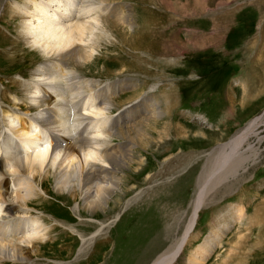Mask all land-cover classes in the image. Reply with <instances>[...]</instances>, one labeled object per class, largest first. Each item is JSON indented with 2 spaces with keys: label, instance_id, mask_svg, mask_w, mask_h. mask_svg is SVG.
<instances>
[{
  "label": "rangeland",
  "instance_id": "374dc122",
  "mask_svg": "<svg viewBox=\"0 0 264 264\" xmlns=\"http://www.w3.org/2000/svg\"><path fill=\"white\" fill-rule=\"evenodd\" d=\"M18 1L21 0H0V29L8 39L0 44V90L12 91L7 94L11 100L16 98L15 94L22 95L19 88H11V83L21 80L20 76L29 80L42 62L40 54L26 46L21 44L17 52L11 46L18 41L21 25L17 21L9 24L10 11ZM112 4L124 6V12L133 16L130 40H142L146 32L157 46L152 55L146 46L127 45L128 41L114 33L110 44L107 39H99L96 55L81 75L102 84L122 80L143 83L142 89L128 87V91L118 94L116 101L122 103L139 97L141 101L151 100L148 94L153 86L160 95L158 107L164 114L165 95H173L169 86H177L175 93L180 105L172 108V116L163 114L159 123L166 124L171 118L174 125L182 124L186 129H171L159 139L161 150L143 153L147 159L146 175L169 168L172 172L156 178V183L144 182L148 198L143 205H135L140 195L137 190L128 192L121 200L114 199L113 211L107 216L119 215L116 221L78 215L67 202L49 195L44 196L48 203L39 208L40 212L28 209L34 216L25 220V236L34 234L39 239L42 233L46 234L41 253L33 256L35 264H153L182 239L194 213L193 201L199 193L201 178L205 182L213 180L216 156L209 154L264 115V93L251 87L253 81L258 83L257 89L264 84V79L262 82L259 78L263 76L262 67L254 61L264 41V0H112ZM137 48L141 51L136 56L145 52L144 69L148 63L151 66L146 76L131 64L136 59L129 52ZM262 53L260 50L261 58ZM168 58L176 60V65H169ZM245 83L250 86L248 94L244 93ZM2 106L11 110L10 105ZM118 109L113 110L114 116L119 114ZM137 122L138 119L132 125L138 126ZM20 125L16 123L17 128ZM120 141L114 139L115 144ZM187 158L189 163L183 166ZM237 163L244 164L238 180L229 178L224 184H233L231 189L218 184L207 196L193 234L175 264H264V223L246 231L245 226L239 225L238 213L244 210L247 223L255 208L264 203V141L242 155ZM21 180H10L8 187L11 192L19 189L26 195L29 190L24 191ZM156 187L159 189L152 191ZM87 222H93V227L89 228Z\"/></svg>",
  "mask_w": 264,
  "mask_h": 264
},
{
  "label": "bare ground",
  "instance_id": "6f19581e",
  "mask_svg": "<svg viewBox=\"0 0 264 264\" xmlns=\"http://www.w3.org/2000/svg\"><path fill=\"white\" fill-rule=\"evenodd\" d=\"M18 2L10 11L12 20L9 24L20 22L18 36L16 35L20 43L17 41L10 44L15 52L26 46L34 54L39 53L42 62L29 80L20 76L21 80L11 83L12 89H20L21 97L15 94L16 98L11 100L7 94H12V91L6 88L0 90V264H35L33 256L38 257L41 253V243L46 234L42 233L39 239L34 234L25 236V220L34 216L28 209L33 208L40 212L39 208H45L48 203L44 200L45 195L67 202L66 205L78 215L85 214L97 221L104 217L107 222L111 219L116 221L119 215L114 218L107 216L113 211L114 199L121 200L130 191L137 190L136 193H140L135 205L139 202L143 205L148 198L143 189L144 182L153 180L156 183V178L172 172L169 168L146 175L147 159L143 153L161 150L159 139L171 129L181 132L186 129L182 124L174 125L171 118L166 124L159 123L164 113L158 107L160 95L157 88L150 87L148 95L152 97L151 100L141 101L139 97L133 99V102L129 99V102L122 103L116 101L118 94L128 91V87L136 91L142 89L143 83L140 85L132 80H122L113 84H102L81 75L94 59L99 39H107L108 44L114 33L123 41H128L127 45L135 43L146 46L153 55L157 43L151 41L152 38L148 39V33L143 34L142 40H130L129 35L134 28L133 16L124 12V6L120 8L119 5L112 4V0ZM2 24L0 22L3 27ZM4 28L8 29L9 26ZM2 33L0 29V44L8 40ZM138 50L141 51V48L129 52V56L136 59L131 64L134 70L146 76L151 66L148 63L144 69L145 52L136 56ZM260 50L263 58L259 55ZM11 55L15 56L14 53ZM255 60L262 67L260 70L263 76L259 77L262 80L263 40L256 51ZM175 61L168 58L171 66L176 65ZM252 84L251 87L255 86L256 91L264 93L263 83L258 89L256 81ZM1 85L4 86L2 83ZM176 87L170 85L169 91L173 95H165L164 117H169L172 108L178 107ZM249 88L245 83L244 93ZM2 103L10 105L11 110H4ZM145 106H149L148 109ZM117 108L119 114L115 117L113 110ZM137 119L139 125L134 127L132 124ZM17 122L21 124L18 128ZM263 132L264 115L256 118L229 143L217 147L209 154L216 156L214 173H211L213 180L208 179L205 182L202 177L201 184L198 182L199 193L193 201L194 213L182 239L172 251L160 256L153 264H175L193 234L199 211L206 203L207 196L216 190L218 184H224L229 178L236 179L239 176L244 164H238L237 161L264 141ZM115 138L122 142L115 144ZM188 163L189 160L182 165ZM18 177L22 179L20 186L27 188L24 191L29 190L28 194L24 195L19 189L10 191L8 183ZM224 185L228 186L229 183ZM232 185L228 186L229 189ZM50 187L54 191L53 195ZM157 189L159 188L152 191ZM263 204L255 208L247 223L244 210L238 212L241 216L239 225L245 226L246 231L252 230L255 224L264 223ZM87 225L92 228L94 224L87 222ZM100 232L102 231L96 233Z\"/></svg>",
  "mask_w": 264,
  "mask_h": 264
}]
</instances>
